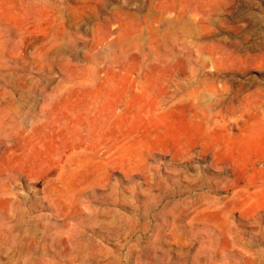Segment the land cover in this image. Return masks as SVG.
Wrapping results in <instances>:
<instances>
[{
    "label": "rangeland",
    "instance_id": "rangeland-1",
    "mask_svg": "<svg viewBox=\"0 0 264 264\" xmlns=\"http://www.w3.org/2000/svg\"><path fill=\"white\" fill-rule=\"evenodd\" d=\"M0 264H264V0H0Z\"/></svg>",
    "mask_w": 264,
    "mask_h": 264
}]
</instances>
